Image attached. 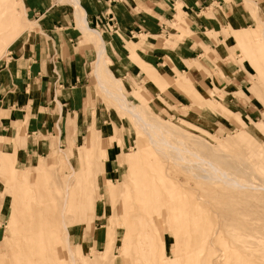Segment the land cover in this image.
Masks as SVG:
<instances>
[{
	"label": "rangeland",
	"instance_id": "1",
	"mask_svg": "<svg viewBox=\"0 0 264 264\" xmlns=\"http://www.w3.org/2000/svg\"><path fill=\"white\" fill-rule=\"evenodd\" d=\"M0 1L6 8L0 14L1 61L15 42L37 39V24L28 21L27 0ZM53 2L63 11H75L71 0ZM231 3L249 14L251 26L221 27L223 42L201 28L195 36L215 41L216 46L201 42L202 52H193L168 76L161 67L146 63L148 53L154 43L157 53L166 57L180 44L194 49L192 23L184 17L183 34L177 18L151 36L123 37L109 26H90L106 42L103 59L112 74L107 73L109 82L101 79L100 71L97 76L115 95H120L114 89L118 82L124 98L139 106L146 122L165 128L171 134L167 140L184 149L187 158L202 157L238 179L264 187V0ZM215 8L222 14V8ZM72 33L77 37L70 45L80 47L79 74L87 77L86 92L72 116L77 131L61 146L51 139L47 152L33 155L19 148L18 141L0 138V152L11 155H0V264H264L257 254L249 258L264 236V192L234 191L219 182L195 179L172 160L170 151L158 154L143 129L100 89L93 41L77 25ZM89 33L87 37H94ZM171 35L180 37L168 43ZM120 40L128 52L118 51ZM132 45L136 60L129 59ZM100 65L99 70L105 69L102 58ZM152 74L157 79H150ZM103 76L107 77L104 72ZM92 128L109 132H103V138L94 133L85 141ZM146 179L158 189L164 183L172 185L188 208L165 209L159 217L142 209L140 190ZM193 235L198 241H190Z\"/></svg>",
	"mask_w": 264,
	"mask_h": 264
},
{
	"label": "crops",
	"instance_id": "2",
	"mask_svg": "<svg viewBox=\"0 0 264 264\" xmlns=\"http://www.w3.org/2000/svg\"><path fill=\"white\" fill-rule=\"evenodd\" d=\"M227 1L228 4L224 0H138L136 3L134 0H71L75 11L66 12L57 8L53 0H27L25 11L28 21L37 24V39L29 41L27 38L12 44L14 40L12 45L8 46L6 59L0 61V138L18 141L19 148L33 155L47 152L52 143L51 139H56L53 141L54 146H61L66 142L67 136H72L73 130L77 131V123L72 116L79 106L78 100L86 92L83 81L87 77L78 71L82 68L77 50L80 47H74L70 43L72 38L77 37L72 30L76 29V25L77 28L78 25L82 26L79 24L82 20L87 29L99 36L87 37L88 32L78 28L81 33L84 32L82 34L85 38L92 40L96 46L95 77L98 53L103 49L102 61L105 69L100 70V74L103 81L109 82L107 73L110 71L106 69L103 59L106 42L104 43L101 33L95 29L109 26L113 33L119 32L123 37L151 36L154 32L162 33L167 28L165 22L177 18L179 23L180 17H184L188 23H192L195 48L180 44L174 53L166 57V54L157 53L159 51L154 43L153 49L148 53L146 63L161 67L163 76H168L167 74L174 75L179 71L183 62L188 60L193 52H202L199 46L201 42L210 48L216 46L215 41L202 40L195 36L201 28L213 31L218 40L223 42L221 27H228L230 24L251 26L249 14L232 6V0ZM216 4L219 9H223L222 14L215 8ZM25 11L23 9L24 14ZM178 29L183 31L182 34L187 32L182 22ZM71 34V37H67ZM176 37L180 36L171 35L168 43H174ZM121 40L118 41V51L128 52ZM135 47L132 45L129 57L131 60L137 59ZM166 59H169V64ZM103 72L107 77L103 76ZM151 78L157 79L154 74ZM115 83L119 93L123 95V87L118 82ZM103 132L109 131L92 128L84 140H91L94 133L102 134L103 138ZM10 144L13 145L12 142ZM0 155L3 158L11 156L1 152ZM43 162L40 159L38 164Z\"/></svg>",
	"mask_w": 264,
	"mask_h": 264
},
{
	"label": "bare ground",
	"instance_id": "3",
	"mask_svg": "<svg viewBox=\"0 0 264 264\" xmlns=\"http://www.w3.org/2000/svg\"><path fill=\"white\" fill-rule=\"evenodd\" d=\"M75 4L77 6V2L75 1ZM6 11V8L5 6L3 5V3L0 1V14H4V12ZM77 20V18H76ZM80 20V19H78ZM4 23H5V20H3ZM81 21V20H80ZM77 23V22H76ZM6 24V23H5ZM79 24H82L81 25H78L80 29H82L83 31H86V32H90L92 33L93 35L95 36H98L96 32L94 31H90L89 29H87V27L85 26V22L82 20V23L79 22ZM7 26V25H6ZM2 30V29H1ZM0 30V31H1ZM84 33V32H82ZM17 34V33H16ZM15 34V35H16ZM17 36V35H16ZM99 37V36H98ZM1 38V37H0ZM15 38V37H14ZM92 38V37H91ZM95 38V37H94ZM99 39V38H98ZM2 40V39H1ZM13 39H11L12 41ZM90 40V39H89ZM100 40V39H99ZM244 40V39H243ZM97 41V40H95ZM105 43V41H104ZM10 44V43H9ZM96 44V43H95ZM99 44V43H98ZM2 47V46H1ZM1 50V49H0ZM103 49L101 51H99L98 53V58H97V70H96V79L100 85V89L107 93L108 96H110L118 105H119V108L125 113V114H128L130 115V117L136 122V124H138L141 128L140 129H143L144 131V134L147 135L148 139L151 141V143L153 144L152 146H155L157 148V151L158 154L160 155H163L160 150L162 149H167L168 151L167 152H171L172 153V160L176 161V163L178 164V166L181 168V169H184L185 172L189 173L193 178L195 179H201V180H204V181H209L210 183L211 182H219L223 187H226L230 190H236V191H263L264 192V187H258V186H255L251 183H247L241 179H238L237 177H235L233 174H229L223 170H220L219 168L215 167L210 161H208L207 159H204L202 157H197L195 155H191L194 159H189L185 156V151L184 149H181L178 145H174L172 144V142H169L167 140V137H170L171 134H169L168 132L165 131V128H162L161 126H158V125H155L153 123H148L144 120L143 116H142V113L140 112L139 110V106L138 105H133L131 104L130 102H128L123 95H115L113 94L112 92H109L108 90H106V88L100 84V80L98 78L97 75H99V69H100V59L103 57ZM102 64V63H101ZM153 81V80H152ZM114 89L117 90V92H119V89L116 85V83L114 82ZM213 104V103H212ZM141 108V107H140ZM138 126V127H139ZM148 141V140H147ZM149 144V142H148ZM86 147H87V144H86ZM155 148V149H156ZM169 156V155H168ZM165 157V156H164ZM167 157H165L166 159ZM167 160V159H166ZM181 163V164H180ZM133 168L134 167H138V166H132ZM131 167V168H132ZM132 168V169H133ZM140 168V167H139ZM130 169V168H129ZM128 169V170H129ZM131 169V170H132ZM134 171V170H132ZM144 171V170H143ZM142 171V172H143ZM146 171V170H145ZM135 172V171H134ZM133 172V173H134ZM139 172L141 173L140 169H139ZM136 173V172H135ZM134 173V174H135ZM139 173V174H140ZM146 173V172H145ZM144 172L141 173V174H144V176L148 173L145 174ZM134 176V175H133ZM132 176V177H133ZM142 177V176H140ZM147 178V177H145ZM138 181H139V177L137 176ZM135 180V179H134ZM136 181V180H135ZM143 181V180H141ZM139 181V182H141ZM138 182V183H139ZM167 184V185H165ZM137 185L134 184V186ZM138 186V185H137ZM141 186V184H140ZM144 186V185H142ZM141 186V187H142ZM140 187V188H141ZM184 188V187H183ZM110 189V188H109ZM112 189V188H111ZM133 189V188H132ZM137 189V188H136ZM134 191V190H133ZM132 191V193H133ZM136 191V190H135ZM136 193V192H135ZM139 193V191H138ZM163 193H165L163 195ZM134 194V193H133ZM179 194L180 192L179 191H176V189L173 188L172 185H170L169 183H164V185L159 189L157 187H155L154 184H152V181L146 179L145 180V186L142 187V189L140 190V198H143L141 201H140V204L139 206L142 207V209L148 208V210L150 211V213H156V215L159 217L160 213L165 210V209H168V210H171V211H174V210H181V209H184V211L186 210V208H188V205H186L182 199H180L179 197ZM21 196V195H19ZM23 196V195H22ZM127 197V196H126ZM66 198V197H65ZM196 198V197H195ZM139 201V199H138ZM65 202V201H64ZM230 202V201H229ZM14 206V205H13ZM137 206V205H136ZM26 208V207H25ZM64 208V207H63ZM62 208V209H63ZM131 209V208H129ZM139 209V208H138ZM64 210V209H63ZM242 210V209H241ZM24 211V210H22ZM30 211V210H29ZM144 211V210H143ZM235 211V210H234ZM64 212V211H63ZM137 212V211H136ZM148 212V211H146ZM192 212V211H191ZM21 213V212H20ZM37 213V212H36ZM138 213V212H137ZM140 213V212H139ZM27 214V213H26ZM63 215V213H61ZM144 214V212H143ZM126 215V214H125ZM148 215V214H147ZM186 215V214H185ZM24 216V215H23ZM38 216V215H37ZM127 216V215H126ZM161 216V215H160ZM25 217V216H24ZM146 217V216H145ZM234 218V217H233ZM63 219V218H62ZM128 219V217H127ZM197 221V220H196ZM34 225V224H33ZM39 226V225H37ZM174 226V225H173ZM40 227V226H39ZM175 227V226H174ZM62 228L66 231V225L62 222ZM159 229V228H158ZM40 230V228H39ZM174 230V229H172ZM171 230V231H172ZM159 231V230H158ZM195 232V231H194ZM236 232V231H235ZM43 233V232H42ZM174 233V231H173ZM177 234V233H176ZM195 234V233H194ZM32 235V234H31ZM52 234H50L51 236ZM68 235V234H66ZM198 235V234H197ZM26 236V235H25ZM128 236V235H127ZM35 237V236H34ZM43 237V236H42ZM40 238V237H39ZM186 239V238H185ZM39 240V239H38ZM36 240V241H38ZM44 240V239H43ZM157 240V239H156ZM209 240V239H208ZM25 241V240H24ZM33 241V240H32ZM67 241V239H66ZM190 241L191 242H194V241H198L197 237L196 236H192L190 238ZM258 241V244L260 245L258 249L254 250L253 251V256H250L249 258H253V257H256L254 255H258L259 258H263L264 259V236L260 239V240H257ZM256 241V242H257ZM28 242V241H27ZM44 242V241H43ZM187 242V241H186ZM197 243V242H196ZM221 243V242H220ZM28 244V243H27ZM35 244V242H34ZM194 244H192L193 246ZM123 247L125 245H122ZM160 246V245H159ZM195 246V245H194ZM193 246V247H194ZM37 247V245H36ZM127 247V246H126ZM27 248V247H26ZM68 248V246H67ZM253 248V247H252ZM37 249V248H36ZM35 249V250H36ZM68 251V249H67ZM122 251V250H121ZM30 252V251H29ZM69 252V255H70V260L73 261L72 259V255ZM194 252V251H193ZM27 253H28V248H27ZM37 253V252H36ZM34 253V255L36 254ZM228 253V252H227ZM230 253V252H229ZM21 254V253H20ZM19 254V255H20ZM38 254V253H37ZM236 254V253H235ZM235 254H233L232 256H234ZM23 255V254H22ZM31 255V254H30ZM33 255V256H34ZM40 255V254H39ZM32 256V257H33ZM35 257V256H34ZM205 257H207L205 255ZM27 258V257H26ZM31 258V257H30ZM36 259V258H35ZM34 259V261H35ZM48 259V258H47ZM208 260V259H206ZM245 260V259H244ZM44 262V261H43ZM204 262V261H203ZM240 262V261H239ZM238 262V263H239ZM242 262V261H241ZM240 264H248V263H241ZM264 262V261H263ZM25 263V262H24ZM237 263V264H238ZM253 264V262H250ZM206 264V262H205ZM208 264V262H207Z\"/></svg>",
	"mask_w": 264,
	"mask_h": 264
}]
</instances>
